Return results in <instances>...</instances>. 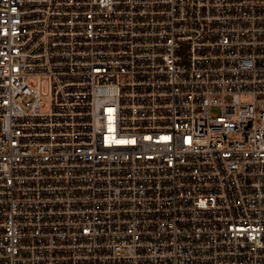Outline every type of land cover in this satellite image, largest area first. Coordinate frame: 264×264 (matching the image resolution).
<instances>
[{"label": "built area", "instance_id": "1", "mask_svg": "<svg viewBox=\"0 0 264 264\" xmlns=\"http://www.w3.org/2000/svg\"><path fill=\"white\" fill-rule=\"evenodd\" d=\"M0 264H264V0H0Z\"/></svg>", "mask_w": 264, "mask_h": 264}, {"label": "rangeland", "instance_id": "2", "mask_svg": "<svg viewBox=\"0 0 264 264\" xmlns=\"http://www.w3.org/2000/svg\"><path fill=\"white\" fill-rule=\"evenodd\" d=\"M36 81V80H35ZM43 91L46 93L47 92V89H46V84H44L43 86Z\"/></svg>", "mask_w": 264, "mask_h": 264}]
</instances>
